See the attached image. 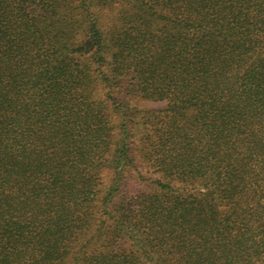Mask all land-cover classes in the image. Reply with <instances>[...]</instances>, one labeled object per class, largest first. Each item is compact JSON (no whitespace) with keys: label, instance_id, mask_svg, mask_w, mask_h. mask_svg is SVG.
I'll return each instance as SVG.
<instances>
[{"label":"trees","instance_id":"trees-1","mask_svg":"<svg viewBox=\"0 0 264 264\" xmlns=\"http://www.w3.org/2000/svg\"><path fill=\"white\" fill-rule=\"evenodd\" d=\"M0 264H264V0H0Z\"/></svg>","mask_w":264,"mask_h":264},{"label":"rangeland","instance_id":"rangeland-1","mask_svg":"<svg viewBox=\"0 0 264 264\" xmlns=\"http://www.w3.org/2000/svg\"><path fill=\"white\" fill-rule=\"evenodd\" d=\"M135 104H137V106L142 110H159L165 107V103L163 102H146V101L140 100V101L135 102ZM136 172H139L141 174L144 180V181L142 180L143 182L142 184H145V185L149 184L148 180L158 179L157 174H154L152 170L149 169V167L143 162H139ZM126 247L128 248L129 246L126 244Z\"/></svg>","mask_w":264,"mask_h":264}]
</instances>
